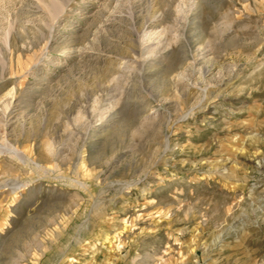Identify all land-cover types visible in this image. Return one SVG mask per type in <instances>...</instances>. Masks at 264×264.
<instances>
[{"label": "rangeland", "instance_id": "obj_1", "mask_svg": "<svg viewBox=\"0 0 264 264\" xmlns=\"http://www.w3.org/2000/svg\"><path fill=\"white\" fill-rule=\"evenodd\" d=\"M0 264H264V0H0Z\"/></svg>", "mask_w": 264, "mask_h": 264}]
</instances>
